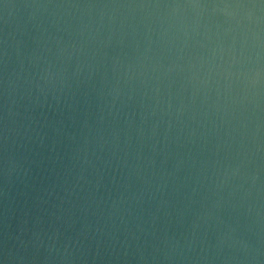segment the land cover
Wrapping results in <instances>:
<instances>
[{
  "label": "water",
  "instance_id": "1",
  "mask_svg": "<svg viewBox=\"0 0 264 264\" xmlns=\"http://www.w3.org/2000/svg\"><path fill=\"white\" fill-rule=\"evenodd\" d=\"M0 264H264V0H0Z\"/></svg>",
  "mask_w": 264,
  "mask_h": 264
}]
</instances>
